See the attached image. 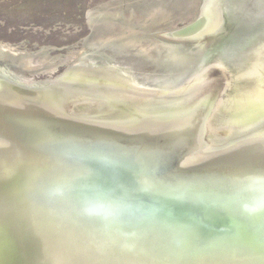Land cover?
<instances>
[{"label":"water","instance_id":"obj_1","mask_svg":"<svg viewBox=\"0 0 264 264\" xmlns=\"http://www.w3.org/2000/svg\"><path fill=\"white\" fill-rule=\"evenodd\" d=\"M85 17L0 36V264H264V0Z\"/></svg>","mask_w":264,"mask_h":264},{"label":"rangeland","instance_id":"obj_2","mask_svg":"<svg viewBox=\"0 0 264 264\" xmlns=\"http://www.w3.org/2000/svg\"><path fill=\"white\" fill-rule=\"evenodd\" d=\"M107 0H0V36L61 48L89 33L85 14Z\"/></svg>","mask_w":264,"mask_h":264},{"label":"flooded vegetation","instance_id":"obj_3","mask_svg":"<svg viewBox=\"0 0 264 264\" xmlns=\"http://www.w3.org/2000/svg\"><path fill=\"white\" fill-rule=\"evenodd\" d=\"M235 62H236V60H235ZM235 62H234V63H235Z\"/></svg>","mask_w":264,"mask_h":264}]
</instances>
